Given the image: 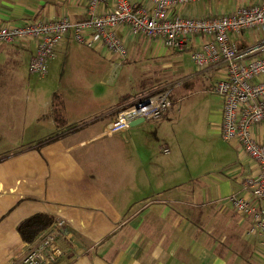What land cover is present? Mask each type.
<instances>
[{"label": "crops", "instance_id": "0c3cea01", "mask_svg": "<svg viewBox=\"0 0 264 264\" xmlns=\"http://www.w3.org/2000/svg\"><path fill=\"white\" fill-rule=\"evenodd\" d=\"M262 1L204 0L172 12L204 17ZM111 6L109 0L101 10ZM83 11V0H0V23L63 16L75 20ZM118 34L127 48L123 61L67 35L47 61L44 76L53 81V97L23 102L32 113H19L17 121L0 110V264H14L37 238L23 241L17 226L38 213L48 215L51 223H64L65 254L50 264H264V236L261 244L247 234L250 219L229 201L231 195L247 196L243 181L258 173L237 142L221 141L209 159L189 155L184 142L176 149L170 140V147L161 145L153 130L173 119L172 111L171 118L130 126L124 133L107 132L123 97L156 92H140L147 87L138 86L143 83L118 87L121 63L149 47L159 54L176 52L158 39L124 30ZM262 37L257 29L232 35L243 48ZM34 50L32 40L0 44V107L11 87L7 93L20 103L14 88L29 83ZM77 70L91 83H79ZM211 74L216 78L217 72L194 67L186 78L194 83L183 84L204 85ZM62 76L64 83H56ZM208 84L213 92V83ZM219 114L218 133L221 110ZM254 133L264 139V121Z\"/></svg>", "mask_w": 264, "mask_h": 264}, {"label": "built area", "instance_id": "2783aa9c", "mask_svg": "<svg viewBox=\"0 0 264 264\" xmlns=\"http://www.w3.org/2000/svg\"><path fill=\"white\" fill-rule=\"evenodd\" d=\"M107 1L83 0V14L75 20L63 16L19 25L0 23V44L34 41L28 71L42 77L47 73L48 59L69 34L86 48L101 46L111 57L126 58L127 48L118 34L124 30L131 36L158 39L176 52L189 51L197 70L217 72L213 92L222 97L220 136L225 142H237L258 166V173L243 181L247 196L231 195L229 201L236 212L250 219L247 234L257 236L263 244L264 139L255 137L254 128L264 121V37L255 46L243 48L232 35L254 29L264 32V1L204 17L172 12L176 7L204 0H111L112 6L101 10ZM172 105L167 88L121 102L107 132L124 133L131 122L140 118L156 122ZM65 237L63 221L52 222L14 264L56 261L65 254Z\"/></svg>", "mask_w": 264, "mask_h": 264}, {"label": "rangeland", "instance_id": "374dc122", "mask_svg": "<svg viewBox=\"0 0 264 264\" xmlns=\"http://www.w3.org/2000/svg\"><path fill=\"white\" fill-rule=\"evenodd\" d=\"M254 43V41H251V44ZM150 45L155 44L151 43ZM156 51V48L153 49L152 47L150 49L149 47L147 51L141 52L140 56L132 61L126 60L122 62L117 74L116 83H119L118 87H121L124 83H132V85L135 83H143L138 86H147L146 88L143 87L140 91L146 93L167 88L170 89L172 100H176L180 96V100L175 101L171 109L165 112L163 116L165 118H171L167 115L172 111V117L174 118L166 120L153 130L156 131V134L158 131V143L161 145L166 143L170 147V141H172L173 147L171 146V148L176 149L179 143L184 142L189 150V155L195 152L199 157L203 156L209 159L217 149H220L223 143L221 142L223 140L220 133L216 129L222 106V97L212 92L210 90L212 84H208L213 83L216 78L211 74L203 82L205 83L204 85L196 84L185 86L183 83H194L195 80L186 79L194 71L190 53L183 51L159 54V51L158 53ZM76 73H79L81 76L79 83H91L85 77L83 78L86 74L85 72L77 70ZM99 76L101 78V75ZM27 78L29 79V83L24 84L26 87H21V83L20 87L14 88L16 90L14 93L19 94L20 103L18 101H12L14 97H11L7 93L13 89L12 87L8 88L5 96H3L5 104L0 107V110L9 114L15 121L19 118V113L26 112V115L32 113L31 105L25 109V107H22L25 106L23 102H39L51 98V96L53 97L51 93L53 92V81L47 79V76L39 77L37 75L27 74ZM63 81V76L62 79L57 77L55 80L56 83H64ZM77 81V78H74V82L76 83ZM96 83L102 82L97 80ZM133 97L128 100H132ZM152 125L154 124L152 123Z\"/></svg>", "mask_w": 264, "mask_h": 264}, {"label": "trees", "instance_id": "16d2710c", "mask_svg": "<svg viewBox=\"0 0 264 264\" xmlns=\"http://www.w3.org/2000/svg\"><path fill=\"white\" fill-rule=\"evenodd\" d=\"M158 91V90H157ZM130 96H125L121 99L122 102L128 100ZM51 224V219L48 215L38 213L25 218L17 226V231L23 241L32 242L33 239L43 232Z\"/></svg>", "mask_w": 264, "mask_h": 264}, {"label": "water", "instance_id": "95a60500", "mask_svg": "<svg viewBox=\"0 0 264 264\" xmlns=\"http://www.w3.org/2000/svg\"><path fill=\"white\" fill-rule=\"evenodd\" d=\"M143 122V119H137V120H134L133 122H131V124L130 125H137V124H140V123H142Z\"/></svg>", "mask_w": 264, "mask_h": 264}]
</instances>
